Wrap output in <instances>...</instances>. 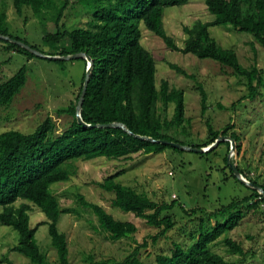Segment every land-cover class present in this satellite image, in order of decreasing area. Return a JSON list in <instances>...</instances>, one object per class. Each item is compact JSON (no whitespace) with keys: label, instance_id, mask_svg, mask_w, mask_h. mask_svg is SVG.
Listing matches in <instances>:
<instances>
[{"label":"trees","instance_id":"obj_1","mask_svg":"<svg viewBox=\"0 0 264 264\" xmlns=\"http://www.w3.org/2000/svg\"><path fill=\"white\" fill-rule=\"evenodd\" d=\"M190 1L192 0H13L19 17L24 16V10L30 9L37 20L47 23L42 32V41L50 50L47 54L85 52L93 60L81 108L82 120L92 126L79 124L75 117L81 85L75 100L63 110L72 115V121L61 134L54 133V122L50 117H46L29 133L14 129L0 133V223L18 232V243L13 250L27 257L31 264H71L66 235L57 227L64 211L50 186L74 177L78 162L96 158L127 160L135 153L155 154L175 148L134 136L138 134L175 141L166 131L173 124L180 126L184 115L183 90L170 87L164 80L157 87L155 59L141 44V23L173 50L190 53L200 59H213L222 67L230 68L235 76L245 80L247 98L253 100L259 94V89L264 88L260 70L255 65L251 68L240 65L235 50L219 46L208 31L211 26L229 24L238 31L251 34L264 49V0H204L213 19L183 26L184 47L179 48L164 30L163 11L167 6H180ZM69 10H76L78 14L68 18ZM81 15L86 16L84 22ZM6 18V12L0 10V34L39 51L26 39L10 34ZM24 20L26 21V17ZM78 20L82 23H78ZM0 43L4 50L25 55L27 61L36 57L10 40L0 39ZM81 60L84 62L83 83L86 62ZM169 65L178 73L194 77L177 65ZM26 70L24 64L13 75L0 80V108L9 105L24 86ZM196 89L200 92L202 110H205L206 93L201 84ZM159 101L164 105L174 104V122H166L161 118L157 111ZM111 122L125 124L132 134L120 127L94 126ZM229 127L230 124L221 132L213 130L208 123V137L196 147L209 145L221 133L233 138L239 150V137L235 132L228 133ZM222 142L226 144L228 151L229 142ZM237 168L245 175L243 168L239 165ZM229 171L230 177L236 179L230 168ZM117 176L112 174L95 181L100 190L113 194L110 197L112 207L130 213L134 218L143 219L149 226L158 229L159 234H165L173 227L172 219L165 212L175 206L176 200L155 201L116 181ZM249 180L264 190V182ZM250 190V194L232 199L227 205L213 211L191 209L190 212L199 211L201 214L198 233L190 240L174 242L169 253H157L155 264H239L244 261L250 251L242 242L231 237H224L222 243L228 253L239 257L235 261L225 259L212 251L210 246L239 225L243 207L247 213L264 205L263 195L253 188ZM19 199L22 202L16 204ZM76 200L96 217L100 228L111 240L128 237L137 231L134 221L115 219L102 205L88 201L82 194H76ZM28 202L37 206L45 215L50 244L56 253L55 262L49 260L35 242V228L29 225L31 206ZM180 209L189 213L181 205ZM41 223L43 221L36 226ZM86 261L88 264H146L140 259L137 248L121 261L97 260L92 255ZM8 264L12 263L8 261Z\"/></svg>","mask_w":264,"mask_h":264},{"label":"rangeland","instance_id":"obj_2","mask_svg":"<svg viewBox=\"0 0 264 264\" xmlns=\"http://www.w3.org/2000/svg\"><path fill=\"white\" fill-rule=\"evenodd\" d=\"M0 10L6 12L10 34L26 39L44 54L50 53L42 41L47 23L37 20L30 9L24 10V16L19 17L13 0H0ZM69 11L68 18L78 14L76 10ZM85 17L81 15L82 22ZM212 19L204 0L167 6L163 11L164 30L179 48L184 47L183 26ZM140 31L141 44L155 59L157 87L164 80L170 87L184 92L181 125L173 124L166 133L178 143L196 146L207 139L208 123L213 130L221 132L230 124L228 133L238 135L240 147L238 150L236 144L231 162L245 170L248 180L263 183L264 88H260L259 94L251 100L247 98L245 80L235 76L230 68L222 67L213 59H200L190 53L173 50L143 23L140 24ZM208 31L219 46L235 50L240 65L246 68L255 65L264 79V49L251 34L238 31L229 24L211 26ZM170 63L194 77L178 73L170 67ZM24 64L27 69L24 86L9 105L0 108V133L9 129L29 133L50 117L54 122V133L61 134L72 121V115L63 110L75 100L82 85L84 62L81 59L55 61L39 56L27 61L25 55L4 50L0 43V80L10 77ZM198 84L206 93L205 110H202L200 92L196 89ZM157 111L166 122H174L173 103L164 105L159 101ZM228 152L226 144L221 142L211 151L203 153L169 148L162 153H135L127 160L96 158L78 162L74 177L50 186L64 211L57 227L66 235L71 264H88L86 260L90 255L97 260L121 261L135 248L139 250L142 261L155 264L157 253H169L174 242L190 240L198 233L201 215L199 211L190 212L191 209L213 211L232 199L251 193L249 186L230 177ZM112 174L118 175L116 181L155 201L176 200L175 206L165 212L172 219L173 227L165 234H159L158 229L149 226L143 219L112 207L110 197L113 194L100 190L95 184V181ZM78 193L88 201L102 205L115 219L134 221L137 231L128 237L111 240L100 228L96 217L77 202ZM20 202L21 199L16 204ZM29 204V225L35 228V242L49 260L55 262L56 253L50 244L45 215L37 206ZM180 205L189 213L180 209ZM261 205L247 213L243 207L239 225L211 245V250L227 260H237L239 257L228 253L222 243L223 238L228 236L242 242L250 251L239 264H264V207ZM18 237L15 229L0 223V264H8V261L12 264H31L27 257L13 250Z\"/></svg>","mask_w":264,"mask_h":264},{"label":"water","instance_id":"obj_3","mask_svg":"<svg viewBox=\"0 0 264 264\" xmlns=\"http://www.w3.org/2000/svg\"><path fill=\"white\" fill-rule=\"evenodd\" d=\"M0 39L10 40L11 42L17 43L20 46L24 47L29 52L33 53L35 56H39V57H44V58H48V59H60V60H70V59H80V58L84 59L86 62L85 74H84V80L82 83L81 92L79 94L77 104L75 106V117H76V120L79 124H81L83 126H92L90 124L85 123L81 118L82 102L84 99L86 87H87V84L89 82L91 70H92V66H93V60L89 55H87L85 52H78V53L67 54V55H47V54H44V53L32 48L31 46H29V45H27L21 41H17V40L12 39L7 35L0 34ZM94 126H96V127H120L123 130H125L127 133L132 134V132L126 127V125L121 123V122H111V123H107V124H96ZM134 136L141 138V139L150 140L152 142H159L162 144H168V145L175 147L177 149H180V150H188V151L197 152V153L208 152L211 149H213L219 142L228 141L230 146H229V150H228L229 152H228V156H227V161H228V166L232 170L234 176L242 184L247 185L250 188L257 190L264 197L263 188L257 184H254L253 182L248 180L246 177H244L243 174L240 173V171L238 170L237 164L234 162H231V156L233 155V152L235 150L236 142L229 135H222L220 133L214 142L210 143L209 145H207L205 147L188 146V145H183L181 143H178L176 141L164 140V139H154L150 136H142V135H138V134H135Z\"/></svg>","mask_w":264,"mask_h":264},{"label":"crops","instance_id":"obj_4","mask_svg":"<svg viewBox=\"0 0 264 264\" xmlns=\"http://www.w3.org/2000/svg\"><path fill=\"white\" fill-rule=\"evenodd\" d=\"M261 206H263V207H264V205H261Z\"/></svg>","mask_w":264,"mask_h":264}]
</instances>
